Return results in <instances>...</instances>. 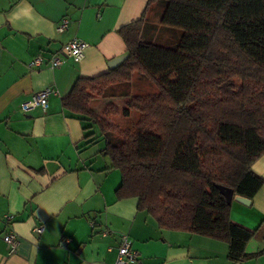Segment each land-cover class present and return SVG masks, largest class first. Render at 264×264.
Masks as SVG:
<instances>
[{
    "label": "trees",
    "instance_id": "1",
    "mask_svg": "<svg viewBox=\"0 0 264 264\" xmlns=\"http://www.w3.org/2000/svg\"><path fill=\"white\" fill-rule=\"evenodd\" d=\"M119 35L128 58L78 79L63 100L103 138L122 174L117 199H137L163 230L226 243L234 264L261 256L246 248L263 230L234 224L218 186L250 200L264 186L252 170L264 155V0H148ZM134 77L154 90L109 105L116 123L97 115L92 101L128 95L119 86Z\"/></svg>",
    "mask_w": 264,
    "mask_h": 264
},
{
    "label": "crops",
    "instance_id": "2",
    "mask_svg": "<svg viewBox=\"0 0 264 264\" xmlns=\"http://www.w3.org/2000/svg\"><path fill=\"white\" fill-rule=\"evenodd\" d=\"M147 3L0 0V264H115L124 236L138 264H234L226 243L163 230L137 199L118 200L122 174L110 169L99 131L63 107L78 79L108 72L110 61L127 55L119 30L138 21ZM65 18L70 27L58 33ZM74 39L89 44L84 60L52 67ZM39 56L44 64L33 67ZM47 88V111L24 114L21 104ZM252 170L264 178V155ZM231 206L234 224L263 230V241L251 240L246 252L264 251V186L249 206ZM10 232L19 244L9 256ZM238 264H264V253Z\"/></svg>",
    "mask_w": 264,
    "mask_h": 264
},
{
    "label": "built area",
    "instance_id": "3",
    "mask_svg": "<svg viewBox=\"0 0 264 264\" xmlns=\"http://www.w3.org/2000/svg\"><path fill=\"white\" fill-rule=\"evenodd\" d=\"M71 21L67 18L63 19L57 26L58 33H65L70 27ZM89 44L86 41L80 39H74L67 43L62 51L52 57L49 63L52 67H58L63 64L66 59H73L76 62H81L84 60L87 48ZM44 64L43 57H36L32 61L33 67H41ZM51 89L47 88L37 94H35L30 100H27L21 104V110L24 114H31L37 109H42L44 112L47 111L49 103L48 98L50 96ZM39 234H42L44 229L39 227L36 229ZM104 235H107L105 233ZM4 241L9 247V256L14 254L18 248V237L15 233L10 232L4 237ZM140 254L137 250L133 248V243L129 237L124 236L121 240V244L118 248V256L115 264H138Z\"/></svg>",
    "mask_w": 264,
    "mask_h": 264
},
{
    "label": "rangeland",
    "instance_id": "4",
    "mask_svg": "<svg viewBox=\"0 0 264 264\" xmlns=\"http://www.w3.org/2000/svg\"><path fill=\"white\" fill-rule=\"evenodd\" d=\"M148 19H153L152 17H148ZM155 34H158L159 29L154 31ZM154 34V35H155ZM156 36V35H155ZM165 42L167 43H171V37H169L168 34L163 35V39ZM120 90H124L126 92H128L126 96L123 95H111V96H107V97H102V98H97L95 100L92 101L91 106L93 109L96 110L97 115L101 116L103 115L105 118L106 116L103 114L105 109L109 106V105H114L116 106L118 109L122 110L126 101H129L133 96H136L137 94H150L154 89L153 87L149 84V82L142 78L140 79L139 77H134L133 81L130 84V88L127 87L126 85L123 86H119ZM153 89V90H152ZM118 120V118H117ZM117 120L113 119V116H107V122H114L116 123ZM112 122V123H113ZM103 141V140H102Z\"/></svg>",
    "mask_w": 264,
    "mask_h": 264
},
{
    "label": "water",
    "instance_id": "5",
    "mask_svg": "<svg viewBox=\"0 0 264 264\" xmlns=\"http://www.w3.org/2000/svg\"><path fill=\"white\" fill-rule=\"evenodd\" d=\"M127 58H128V55L113 59L112 61L109 62V65H108L109 69H115L119 67ZM218 189L220 193L225 197L229 205H231L233 201L241 203L243 205H247V206L251 204L250 199L239 196V195H235L233 189L223 187V186H218Z\"/></svg>",
    "mask_w": 264,
    "mask_h": 264
}]
</instances>
